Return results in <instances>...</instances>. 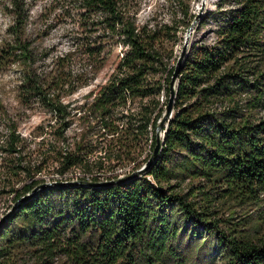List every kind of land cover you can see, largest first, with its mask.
I'll list each match as a JSON object with an SVG mask.
<instances>
[{
  "label": "trees",
  "instance_id": "1",
  "mask_svg": "<svg viewBox=\"0 0 264 264\" xmlns=\"http://www.w3.org/2000/svg\"><path fill=\"white\" fill-rule=\"evenodd\" d=\"M174 1L183 12L177 29L189 26L196 17L191 0ZM52 2L60 8L56 15L72 23L70 49L46 64L47 55L34 44L37 35L28 29L29 3L11 0L1 5L11 21L0 43V74L21 65L18 100L28 109L38 102L48 110L59 125V141H67L66 130L73 123L65 98L95 78L110 49L120 46L121 57L95 95L72 148L55 149L54 157L46 156L38 165L26 164L17 123L6 125L8 134L0 139L2 165L9 179L27 182L12 189L15 205L0 229V264H14L20 252L39 253L47 264L64 243L77 264H181L183 241L204 236L221 246L225 264H264V239L234 228L225 232L207 204L213 200L196 194H208L218 185L250 202L264 194V119L244 117L238 101L243 94H254L247 104L264 109V0H236L228 12L222 7L213 11L223 20L216 39L194 45L182 58L175 102L151 162L175 70L156 48L158 31L138 24L133 0ZM78 62L86 63L81 70L73 67ZM0 111L6 112L1 101ZM93 136L104 145L93 143ZM147 144L151 151L144 173L123 178L114 173L132 163L139 168L137 160ZM99 151L102 157L91 161ZM48 158L58 162L60 175L83 167L90 177L74 185H43L45 180L36 176ZM187 178L203 179L209 189L199 184L198 190L185 192L182 182ZM19 218L27 223L24 231L15 228Z\"/></svg>",
  "mask_w": 264,
  "mask_h": 264
},
{
  "label": "rangeland",
  "instance_id": "2",
  "mask_svg": "<svg viewBox=\"0 0 264 264\" xmlns=\"http://www.w3.org/2000/svg\"><path fill=\"white\" fill-rule=\"evenodd\" d=\"M10 1L0 0V43L5 34L6 27L11 21V17L2 11L1 5L8 4ZM27 2L30 5L31 13L28 29L37 35L34 44L42 52V55H47L43 58L46 64H51L53 59L70 49L74 37L73 32L69 30L72 23L69 19L62 17V15H56L60 13V8H55L56 4L52 0H27ZM133 4L138 9V24L148 23L150 27L158 31L159 39L156 48L161 53L163 62L168 65V68H171L176 67L183 51L185 52L184 55H187L194 45L213 43L216 39L215 31L223 21L222 15L213 13V11L216 10L218 12L221 10L228 12L237 3L236 0H191L190 11L196 17L190 22L189 26L184 27L181 25L179 29L177 28L183 19V12L174 0H133ZM220 7L222 8L220 9ZM193 23L194 25L188 34V30ZM176 31L178 32L174 36ZM262 40L264 41V36ZM121 51L122 48L120 46L110 49L105 54V62L98 68L95 78L88 85L80 88L75 94L65 98L66 102H70L72 108L71 118L73 121L70 128L66 130V142L57 139L58 133L56 131L59 125L55 123L56 120L48 110L38 102L34 103L33 109H28L19 102L18 86L22 79L21 65L16 64L0 74V101L6 107V114L0 111V139H5L8 134L6 125L9 122H16L18 131L24 138L22 157H24L26 164L31 162L33 165H38L40 162L45 161L46 156L54 157L52 151L55 149L63 148V146L72 148L76 139H79L82 128L86 126L84 124L86 112H89L95 95L107 83L115 71L121 57ZM39 61L41 63L43 60ZM84 64L86 63H74L73 67L75 70H81L84 68L82 67ZM261 66L264 68L263 63ZM93 68L91 65H87L89 71L93 70ZM90 75L92 74L90 73ZM159 77L162 76L159 75ZM253 95L250 93L243 94L240 98L238 97V101L241 104L244 117H248L250 121H259L260 119H264V109L259 106L251 107L250 103L247 104ZM160 99L162 103H165V93L161 94ZM167 105H165L159 125L164 122V117L168 115ZM80 106L83 107L81 108ZM163 133L164 131L157 133L160 139L163 138ZM92 141L98 146L104 145L102 138L93 136ZM149 144L144 146L142 154L138 157L137 162H141L139 168L134 167L135 163H132L123 169L116 170L114 173L121 178L129 174L144 173L145 171L139 172V170L146 166L145 157H148L151 151ZM102 155L99 151L91 155L90 160L102 157ZM5 167V163L2 165L0 156V229L5 224L4 222H6L5 220L8 218L7 215L11 211V208L15 205V201L13 200L14 193L12 192L13 187L21 188L27 182V180L17 182L16 180L9 179ZM132 167H134V172H132ZM81 168L82 175H78L75 171H72L65 177H62L57 172L58 162L54 158H48L45 168L36 178L45 180L44 183H48L51 186L61 184L74 185V183H81L82 177H89L90 175L87 174L83 167ZM110 169L113 168H109L108 170ZM77 177L80 178L77 179ZM199 184L203 185L205 190L209 189V185L199 178H187L182 182V189L185 192H188L192 187H195L194 190H198ZM221 188L222 190H219ZM208 191V194L201 192L196 194L200 200L206 195L209 196L208 199L213 200L207 202V204L214 212L216 219H218L221 229L227 232V230L234 228L242 234H248L254 240L264 239V194L260 195L258 202H250L249 200L246 201L243 198L230 195L226 186L220 187L218 185L217 188H210ZM214 198H216L215 201ZM16 222L17 226L15 228L24 231V227L27 226L25 219L19 218ZM66 245L64 243L60 247V250L49 258L47 264H77L68 255V251L65 248ZM179 252V257L183 259L181 264H225L223 249L212 237H200L193 242L184 240ZM40 256L39 253L20 252L14 264H43L42 260L39 259ZM170 263L179 264L176 261H169ZM85 264L91 263L85 262Z\"/></svg>",
  "mask_w": 264,
  "mask_h": 264
},
{
  "label": "water",
  "instance_id": "3",
  "mask_svg": "<svg viewBox=\"0 0 264 264\" xmlns=\"http://www.w3.org/2000/svg\"><path fill=\"white\" fill-rule=\"evenodd\" d=\"M194 23L190 26L189 30H188V34L190 33V30L192 29ZM184 54L185 52L183 51L181 57L179 58L178 62H177V65L175 67V70H174V73L172 75V79H171V96H170V99H169V102H168V105H167V112L168 114L172 111V108H173V105H174V102H175V97H176V83H177V80H178V77L180 75V64H181V61H182V58L184 57ZM167 116V115H166ZM166 116L164 117V120L166 118ZM164 122L161 123V125H159L157 127V133L162 131V129L164 128ZM168 126V123L166 124V127ZM164 135V133H163ZM161 143H162V140L158 137V140H157V145L154 149V152H153V156L151 157V159L149 160V162L152 161L153 157H155L159 150H160V147H161ZM146 167V166H145ZM145 171V168L143 169H140L139 172H143ZM48 183H45L43 185H47ZM39 187H37L34 191L38 190Z\"/></svg>",
  "mask_w": 264,
  "mask_h": 264
},
{
  "label": "built area",
  "instance_id": "4",
  "mask_svg": "<svg viewBox=\"0 0 264 264\" xmlns=\"http://www.w3.org/2000/svg\"><path fill=\"white\" fill-rule=\"evenodd\" d=\"M81 167H75L74 169H72L70 172H72V171H75V173L76 174H78V175H82V173H81ZM70 172H68V173H70ZM68 173H66L65 175H62V177H65ZM88 174V173H87ZM86 176V175H85ZM88 176V175H87ZM90 177V176H89ZM80 177H77V179H79ZM83 178V177H82Z\"/></svg>",
  "mask_w": 264,
  "mask_h": 264
}]
</instances>
